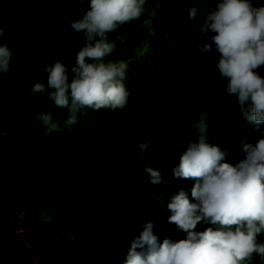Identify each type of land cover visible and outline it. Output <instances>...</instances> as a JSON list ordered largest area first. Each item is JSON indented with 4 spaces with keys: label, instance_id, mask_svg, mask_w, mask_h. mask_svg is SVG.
<instances>
[{
    "label": "trees",
    "instance_id": "trees-1",
    "mask_svg": "<svg viewBox=\"0 0 264 264\" xmlns=\"http://www.w3.org/2000/svg\"><path fill=\"white\" fill-rule=\"evenodd\" d=\"M24 2L0 0V44L13 56L11 70L0 73V264H125L148 220L160 243L186 238L168 222L167 205L180 191L197 202L191 195L197 181L176 177L174 169L189 141L198 140L194 126L201 115L223 161L239 162L246 140L264 138V124L248 122L238 97L226 91L213 33L199 31L216 0H147L138 20L107 34L115 47L104 60L127 65L128 104L81 107L71 124L73 114L55 106L51 89L35 93L32 86L47 84L46 68L57 60L74 75L86 37L71 22L90 3L43 0L14 14ZM252 6L264 7V0ZM202 43H213L212 50L201 52ZM256 71L264 77V65ZM48 113L52 119L45 123ZM148 167L159 170L160 183H152ZM207 227L220 226L200 222L195 230ZM257 243H264V230ZM242 264L264 259L253 253Z\"/></svg>",
    "mask_w": 264,
    "mask_h": 264
},
{
    "label": "clouds",
    "instance_id": "clouds-1",
    "mask_svg": "<svg viewBox=\"0 0 264 264\" xmlns=\"http://www.w3.org/2000/svg\"><path fill=\"white\" fill-rule=\"evenodd\" d=\"M87 2L90 10L71 22V27L86 37L71 69L74 75L70 78L66 66L57 60L46 68L47 84L36 82L32 86L35 93L51 89L49 99L55 106L68 108L73 114L69 124L75 122L81 107L99 110L127 106L129 93L123 83L127 65L105 62L115 47L106 36L118 26L138 20L147 0ZM196 13L195 7L190 9L192 18ZM199 31L201 35L213 33L211 41L219 54L220 75L227 80L226 91L238 97L243 116L259 128L264 124V77L256 69L264 65V7L253 8L252 0H216V7L207 12ZM3 34L0 28V37ZM213 43L197 47L208 52ZM12 60V51L0 44V73L11 70ZM205 115L194 126L198 140L189 141L174 169L176 177L197 181L191 191L197 202L180 191L167 205L171 212L168 222L186 231L187 237L160 243L153 231L155 222L148 220L133 237L125 264H242L253 253L264 259V243H257V235L264 230V138L255 143L246 140L239 162L223 161L220 146L209 142L210 124ZM42 119L50 123L51 114H43ZM56 127L52 124L51 129ZM139 147L148 145L141 142ZM145 171L153 178L152 183L161 182L158 169L148 167ZM200 222L220 227L196 231Z\"/></svg>",
    "mask_w": 264,
    "mask_h": 264
},
{
    "label": "rangeland",
    "instance_id": "rangeland-1",
    "mask_svg": "<svg viewBox=\"0 0 264 264\" xmlns=\"http://www.w3.org/2000/svg\"><path fill=\"white\" fill-rule=\"evenodd\" d=\"M43 2V0H25L24 3L18 4L15 6V11L14 14H18V15H22L23 13H25V10L29 7L35 6V5H41V3ZM13 14V13H12ZM5 15V10L0 9V17Z\"/></svg>",
    "mask_w": 264,
    "mask_h": 264
}]
</instances>
